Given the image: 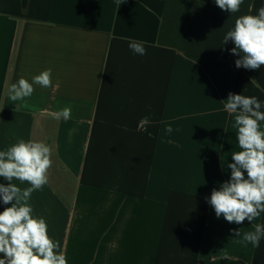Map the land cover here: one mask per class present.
<instances>
[{
    "label": "crops",
    "instance_id": "0c3cea01",
    "mask_svg": "<svg viewBox=\"0 0 264 264\" xmlns=\"http://www.w3.org/2000/svg\"><path fill=\"white\" fill-rule=\"evenodd\" d=\"M262 6L0 0V151L21 138L50 146L48 183L30 204L68 264H264V239L258 248L241 242L264 213L237 225L207 202L241 150L224 100L242 94L264 105V65L237 68L235 45L223 44L237 18ZM47 69L59 88L34 85L28 107L16 110L23 102L11 101L8 87ZM66 106L67 121L47 114ZM143 117L147 131L138 130ZM10 206L0 200V212Z\"/></svg>",
    "mask_w": 264,
    "mask_h": 264
},
{
    "label": "clouds",
    "instance_id": "9594fccd",
    "mask_svg": "<svg viewBox=\"0 0 264 264\" xmlns=\"http://www.w3.org/2000/svg\"><path fill=\"white\" fill-rule=\"evenodd\" d=\"M243 0H215L222 10L239 12ZM252 6H249L251 12ZM231 41L235 47L231 54L238 56L235 61L237 68L249 70L259 69L264 65V6L258 10V15H242L235 20V26L224 36L223 44ZM129 49L138 55H145L143 42L129 41ZM51 69L42 71L32 77V81L21 77L8 87L11 101H21L16 110L28 107L26 98L34 92V85L44 88H59L53 85ZM251 83L257 88L260 85L256 79ZM224 111L234 114L233 128L240 151L234 152L233 163L228 164L231 177L221 184L219 190L213 189L208 203L215 211L217 218L223 216L228 223L237 225L245 221L251 223L264 213V107L255 96L229 93L224 100ZM71 106L47 114L59 121L71 119ZM152 121L143 117L138 123V130L147 131ZM173 131L171 125L165 129ZM52 150L42 141L19 139L6 150L0 151V177L8 181L0 184V200L5 207L0 212V264H68L60 242L55 241L48 232V224L42 216L33 215L30 204L32 193L42 190L48 183V172L52 167ZM245 173L247 176L245 177ZM27 182L30 186L21 189L13 180ZM236 237H240V229H232ZM264 239V224L254 225V231L243 234L241 242L260 246Z\"/></svg>",
    "mask_w": 264,
    "mask_h": 264
}]
</instances>
